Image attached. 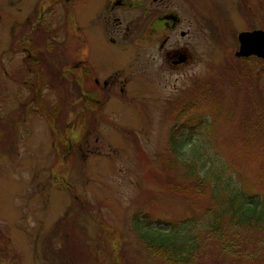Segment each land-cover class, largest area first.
Returning <instances> with one entry per match:
<instances>
[{"label":"rangeland","instance_id":"obj_1","mask_svg":"<svg viewBox=\"0 0 264 264\" xmlns=\"http://www.w3.org/2000/svg\"><path fill=\"white\" fill-rule=\"evenodd\" d=\"M101 1L0 4L15 21L14 33L29 38L36 19L37 32L51 24L55 37L52 53L38 54L33 71L36 119L22 115L25 129L0 146V251L8 250L0 264H179L152 257L145 242L183 243L194 234L209 243L194 264H225L223 245L212 249L204 237L210 222L228 198L243 207L264 201V59L235 56L238 32L264 30V0H161L182 18L162 52L152 41L124 38L127 9L117 11L118 46L105 44L100 17H89ZM44 36L38 35L41 50ZM82 50L98 77L117 65V84L100 95V105L79 97L74 65ZM176 51L186 54L184 61H174ZM250 57L260 61L242 60ZM0 85L4 112L17 109L19 77L0 76ZM199 91L208 94L200 103L209 105L189 114L203 123L181 129L174 156L169 130ZM185 161L195 180L176 187L171 180L186 171Z\"/></svg>","mask_w":264,"mask_h":264},{"label":"flooded vegetation","instance_id":"obj_2","mask_svg":"<svg viewBox=\"0 0 264 264\" xmlns=\"http://www.w3.org/2000/svg\"><path fill=\"white\" fill-rule=\"evenodd\" d=\"M4 1L5 0H0V4H4ZM89 9L91 8L89 7L85 14H87ZM101 9L103 11H101ZM118 9L132 10L129 22H127L129 30L124 29V38L130 33V39L132 41L135 39H140L142 42L145 40L152 41L154 45L158 46L160 52L165 48L168 35L176 32L182 24V18L179 14L161 5V0H102L101 6L93 11L96 14L94 13V15L89 17H92V19L98 18V16L100 17L99 32L101 33L104 43L110 46H118L116 35L119 33L121 34L118 28L119 26L117 25L119 22L117 19L120 18L117 15ZM3 14H5L7 21H5L4 18L3 21L0 20V22H2L0 28V76L19 77L20 87L14 91L16 95L12 97L17 100V109L7 108L9 110L7 112L5 108V113L0 101V146L9 140L8 138L10 136H16L21 130L25 129L26 124L22 123L21 120L25 121L26 119L22 117V115L32 114L33 120L36 119V117H34V111H37L39 108L37 106L38 94L35 93L37 89L36 75L33 71L38 67V54L48 57V55L52 53L53 49L51 45L55 38L51 29H49L51 24H48L45 31L47 36H44L47 43L46 46L43 47V50H41V47L37 43L38 35H44L45 33L37 32L36 19L30 23L31 36L27 38L26 36H22L23 34L14 33L17 29L14 24L15 21H12V16L8 17V12L3 13L0 9V17L3 16ZM114 14L116 17H113ZM20 26L19 28H22ZM34 26L36 27L35 29ZM179 34L180 36H184L186 32L180 29ZM41 38H43V36H41ZM81 40L83 41L82 44H85L86 38L84 33H82ZM81 53H83V50ZM185 55V53L176 51L171 56L175 59V62H181L185 60ZM86 59L87 56L84 55V58H79L78 64L74 65L80 70L77 75V82L80 88L79 97L89 102L92 106L100 105L102 104L100 95L117 84V79L115 78L118 77L116 76L118 69L115 68L117 65L114 64V66H110L106 72L99 74L102 79V81H100V77L96 75L95 71L92 72ZM72 79H75L74 76H72ZM121 81L123 80L120 79L119 82ZM47 87H50L48 83ZM22 89L25 90V94H23ZM120 90L122 91V88ZM91 92L94 93V97L89 96ZM1 93L0 90V95ZM11 93L12 92H9V94ZM91 99H94V101ZM4 115H9L11 118L17 119L18 121L8 123L7 117L2 118ZM15 130L18 132H15ZM9 263L14 264L11 261Z\"/></svg>","mask_w":264,"mask_h":264},{"label":"trees","instance_id":"obj_3","mask_svg":"<svg viewBox=\"0 0 264 264\" xmlns=\"http://www.w3.org/2000/svg\"><path fill=\"white\" fill-rule=\"evenodd\" d=\"M242 60L246 62H249V60L258 61L252 57L243 58ZM55 78L59 80L60 76L56 74ZM207 95L203 91H199L193 98L186 100L178 109V113L168 134L169 148L174 156L177 154V142L179 140L178 137L182 133L181 129L183 127L189 129L194 126L201 127L203 121L193 120L192 115L195 113L191 115L189 112L191 109L200 110L203 105H209L208 103H200L207 98ZM214 103L212 102V104ZM180 165L184 166L186 171L178 172L175 176L176 181L172 179L171 184L175 183V186L179 187L182 185L181 181L183 180L189 185L193 184L196 175L194 174L195 170L190 166L191 164L185 161V163ZM225 200L224 202H226ZM219 202H223V200L219 199ZM148 216L150 215L143 214L147 222H149ZM137 217L134 216V219L136 220ZM98 222H102L101 217ZM210 223L204 237L210 241L212 249L216 248L215 242L223 245L219 246L221 252L218 253L220 251L218 249L217 253L219 256H222V251H225V264H237L238 262L242 264L243 262L239 260L241 258H243L245 264H264V201L258 199L249 200L248 205L243 207L239 202L228 198L225 207H222V210L215 215ZM198 237L196 234L191 235L190 239L183 243L169 241L167 238L157 242L155 239L153 241L150 239L143 245L146 251H150L149 254L152 257L162 258L166 263L194 264V261L198 260V258L196 259V254H200L204 250L206 251V247L209 245V243H205L204 245ZM4 238V236H1L0 240ZM5 242L7 245L9 244V241L5 240ZM154 248L159 249L153 250ZM6 251L8 250L6 249ZM6 251L1 250L0 253L4 254ZM2 254L0 256L6 260V255Z\"/></svg>","mask_w":264,"mask_h":264},{"label":"water","instance_id":"obj_4","mask_svg":"<svg viewBox=\"0 0 264 264\" xmlns=\"http://www.w3.org/2000/svg\"><path fill=\"white\" fill-rule=\"evenodd\" d=\"M238 48L236 57L254 56L264 59V30L254 28L252 30L240 31L237 34Z\"/></svg>","mask_w":264,"mask_h":264}]
</instances>
